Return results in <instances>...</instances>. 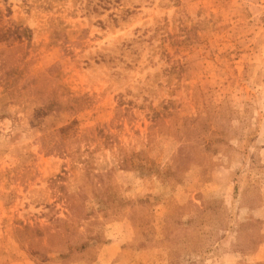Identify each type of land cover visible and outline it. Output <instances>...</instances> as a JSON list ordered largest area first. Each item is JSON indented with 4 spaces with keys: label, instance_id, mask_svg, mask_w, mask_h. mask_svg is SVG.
Instances as JSON below:
<instances>
[{
    "label": "rangeland",
    "instance_id": "374dc122",
    "mask_svg": "<svg viewBox=\"0 0 264 264\" xmlns=\"http://www.w3.org/2000/svg\"><path fill=\"white\" fill-rule=\"evenodd\" d=\"M0 0V264H264V0Z\"/></svg>",
    "mask_w": 264,
    "mask_h": 264
},
{
    "label": "trees",
    "instance_id": "16d2710c",
    "mask_svg": "<svg viewBox=\"0 0 264 264\" xmlns=\"http://www.w3.org/2000/svg\"><path fill=\"white\" fill-rule=\"evenodd\" d=\"M103 1H105V2H109L108 0H103Z\"/></svg>",
    "mask_w": 264,
    "mask_h": 264
}]
</instances>
